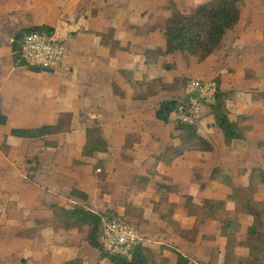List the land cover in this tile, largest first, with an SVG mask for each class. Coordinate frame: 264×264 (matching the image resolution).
Returning <instances> with one entry per match:
<instances>
[{
    "label": "crops",
    "instance_id": "0c3cea01",
    "mask_svg": "<svg viewBox=\"0 0 264 264\" xmlns=\"http://www.w3.org/2000/svg\"><path fill=\"white\" fill-rule=\"evenodd\" d=\"M170 1L0 0V106L9 118L6 125L0 126H9L11 115L5 106L13 107L21 115L19 120L28 123L9 127L7 134L14 141H26L36 146V150L26 153L20 164L26 162L29 165L34 155L38 157L35 167L40 168L46 163L41 156L62 146L56 139L58 136H82L75 151L70 156L65 155V159L74 165L69 175L70 204L63 202V195L58 191L53 198L59 201L51 203L46 213L42 216L43 212L39 213L27 223V230L36 229V233L26 235L27 243L22 252H16L13 245L7 247L3 240L0 242V264H10L8 258L20 264L73 263L80 253V249H74L75 234L86 230L90 245L89 227L77 226L68 230L58 227L53 222L55 212L52 207L60 205L70 209L81 204L93 211L109 210L123 215L127 202L124 187L131 176L140 179L134 182L138 188L135 204L145 209L142 223L151 231L150 237L146 238L145 228L139 226L141 243L156 253L157 264L161 258L175 264L177 252L188 256L190 264H225L227 238L221 233V221L208 218L197 223V216L190 215L181 204L184 197L190 196L196 204L206 199L227 200L219 189L227 185L223 177L217 174L216 178H210L215 169L226 170L233 176L235 184L238 179L241 184H246L252 168L264 166V146L259 148L260 143L264 145V98L258 96L264 92V28L257 34L253 28H244L243 32L242 27L246 26L242 25V13L239 24L229 31L239 32L233 50L227 51L224 46L228 32L222 47L206 60L186 57L179 51L162 54L157 50H166L163 26L172 15ZM172 1L181 8L180 0ZM208 1L195 5L188 12ZM254 24L255 19L251 25ZM38 25L54 27L67 46L59 65L48 71H33L14 62L12 43L17 31ZM194 78L216 84L219 81L220 89L226 94L229 117L247 128L246 137L228 142L223 131L215 125L209 103H203L193 125L212 149L191 148L177 156L158 158L169 149L180 148L186 136L177 129L179 120L174 112L167 123L157 118L159 104L166 99L185 101L187 83ZM66 113L71 115L67 131L43 138H20L10 133L15 127L56 124ZM95 126L101 128L108 150L84 156L82 150L87 129ZM10 145L14 146L12 141L9 145L4 141L5 154ZM258 152H263L262 158L259 157V163L255 165ZM62 163L56 158L48 165L57 171L63 170ZM239 170L244 171L241 177L231 173ZM54 183V190L60 187L55 180ZM105 185L111 187L105 189ZM166 185L173 190L167 191ZM114 186L118 187L124 204H112L110 193ZM73 188L86 192L88 200L82 201L71 195ZM9 198V201L20 202L21 208H26L30 202H43L25 193ZM163 199L176 205L172 217L179 223V230L155 211V203ZM248 227L249 223L245 229L247 237ZM45 230H49V237ZM61 232L67 238L70 236L68 242L64 237L62 246L46 240L59 238L56 234ZM242 245L241 253L248 257L247 240ZM67 246L71 256L62 261L59 253Z\"/></svg>",
    "mask_w": 264,
    "mask_h": 264
},
{
    "label": "trees",
    "instance_id": "16d2710c",
    "mask_svg": "<svg viewBox=\"0 0 264 264\" xmlns=\"http://www.w3.org/2000/svg\"><path fill=\"white\" fill-rule=\"evenodd\" d=\"M242 2L243 0H210L197 6L191 12H183L175 10L172 15L167 19L163 30L166 36V50H157L162 54L174 53L176 51L181 52L184 56H195L199 60H206L217 49L221 47L225 39L226 34L233 30L240 22L242 14ZM42 30L49 33H54L55 29L49 25H38L28 28H21L14 36L12 43V50L14 56V62L18 66H25L33 71H48L52 68L43 66L29 65L22 56V42L24 36L32 31ZM225 92L219 87V81L217 80V91L215 101L209 103V108L214 115L215 125L219 127L228 142L235 140L245 139V132L247 128L240 124L238 121H232L229 117V110L226 106ZM180 101L177 99H166L160 102L156 111L157 118L164 122L170 121L171 113L178 109ZM68 117L69 120L65 119ZM8 116L3 112L0 106V125H6L8 123ZM71 115L69 113L63 114L56 124H43L37 127H15L11 129V134L20 138H43L45 136L64 132L69 130V124ZM178 130L186 133L183 138V143L180 148L169 149L167 152L162 153L158 158H164L166 155L170 158L182 154L183 151L191 148L198 150L209 151L212 149V145L207 139L198 134L195 130V125L178 121L176 125ZM108 145L101 133V128L98 126L87 129V140L83 146L82 154L84 156H94L101 151H107ZM213 170L210 178L214 179L217 176V171ZM264 185V166H255L252 168L249 174V182L244 188L252 193L256 190L258 185ZM167 191L173 190L171 186L164 187ZM243 188V189H244ZM237 191L239 189H235ZM71 195L80 198L82 201L88 200V194L80 189L73 188ZM233 197V194H230ZM188 210L190 215L197 216V223L203 221L205 217L215 218L222 223V235L227 238L226 254L227 250L236 242V235L233 230L234 220L230 214L234 213V209H226L225 200L206 199L202 204H196L193 202L192 197H187ZM255 203H258L255 201ZM213 210L215 207L223 209L230 217L224 218L222 215L216 216L213 214H207L204 210L208 208ZM176 205L169 203L167 199H163L155 203V211L160 212L161 216L167 219L174 227L179 228V223L173 219L172 212ZM53 222L58 227L65 230L77 227L88 226V242L91 246L100 251L103 258H107L112 264H155L156 253L149 247L144 246L142 243L137 244L131 253V256H122L109 253L104 250L100 241V235L105 220L116 217H124L122 215L115 214L113 211H93L85 207L84 205L77 204L73 208H66L60 205H54ZM201 212H197L200 211ZM247 212L254 216V222L248 227V234L253 241V237L258 234V227L262 226V211L253 207H247ZM113 214H111V213ZM207 214V215H206ZM204 218H199V216ZM196 228V227H195ZM29 234L33 236L36 231ZM254 252V248L250 246V255ZM177 261L175 264H190L191 259L181 252H177ZM249 255V256H250ZM248 256V257H249ZM247 260V261H246ZM244 264L250 260L247 258ZM235 260L229 262L225 259V264H234ZM243 264V259L239 260ZM259 257L255 254L249 261V264H259ZM70 264V263H69ZM159 264H169L168 260L161 258Z\"/></svg>",
    "mask_w": 264,
    "mask_h": 264
},
{
    "label": "rangeland",
    "instance_id": "374dc122",
    "mask_svg": "<svg viewBox=\"0 0 264 264\" xmlns=\"http://www.w3.org/2000/svg\"><path fill=\"white\" fill-rule=\"evenodd\" d=\"M203 1L206 0H180L181 2V8H177V3L174 1L169 2V6L172 7V12L175 10H180L183 12H188L193 9V7ZM255 5V6H254ZM242 13H243V19H242V25L246 27H242V31L244 28L247 30L248 28H253L255 34L259 33L262 28H264V0H243L242 2ZM255 19V24L251 25L252 21ZM238 29H241V26L238 27ZM241 32V31H240ZM238 30L229 32L227 34V38L225 41L224 46L227 47V51L233 50V45L235 43V40L238 35ZM222 47V46H221ZM217 77V76H215ZM200 79V78H199ZM189 79H187L188 81ZM186 81V82H187ZM260 98H264V92L259 93L258 95ZM5 109L9 111L11 115V120L9 122V126H0V242L3 240L5 244H7V247H10L13 245V249H17L16 252H22V248L25 247L24 243L26 242L27 236L29 234H32V230H27L28 226L27 223H30L34 217L39 215V213L43 212L41 216L46 213L45 211L49 207L51 203H54L56 201H59L58 198L55 200L53 197L56 193L59 191V195H63V202L65 204H70L68 192L69 188L71 186L70 181V173L73 171L72 167L73 164H70V161L65 159V155L68 156L71 155L73 151L77 148L79 143L82 140V136L72 137L69 134H66L64 136H58L56 139L61 143L60 148H53L52 150H48L45 155H42L41 157L45 159L46 163L43 164V166L38 168L35 167L37 163V158L32 155L31 160L28 163H22V159L26 157L27 152H31V150H36V146L34 144L28 143L26 141H14L12 140L9 135L7 134L9 132V127L11 126H17L18 124H26L28 122H24L19 120L21 118V115L16 113L15 109L13 107L5 106ZM65 119L69 120L68 117H65ZM4 141L7 142L9 145V142H13L14 146L10 145V152L8 151L5 154L6 147L3 146ZM264 145L261 143L259 144V148H262ZM263 152H258L257 155H255V165L259 163V157L262 158ZM60 159L63 161L61 166L62 169H58L55 171L53 168H49L48 162L54 161L55 159ZM25 160V159H24ZM26 161V160H25ZM33 162V163H32ZM261 164V163H260ZM138 173V170L135 171ZM238 172V173H237ZM244 171H231L233 174H237V176L241 177L242 173ZM56 173V175H54ZM98 173H100L98 171ZM217 174H220L225 183L227 185L220 186L219 189L221 190L222 197H226V209H234V213L230 214V216L234 220L233 230L236 235V242H234L231 247L229 248L226 254V259L231 262L232 260L239 261L240 259H243V263L247 258L250 260L254 257L256 254L259 257V264H264V212L262 211V226L258 227V234L253 237V241H251L249 234L247 237L246 228L249 223V226L253 224L254 222V216L249 214L247 212V207H253L257 210H264V187L261 185H258L256 187V190L254 193L246 190L244 186L246 184H241V181H239L237 184L233 182V176L231 174H228L226 170L219 168L217 171ZM100 175V174H99ZM101 176V175H100ZM135 176H131L128 179H126V185L124 187L127 192H125L126 195V201L130 203L124 204L125 202L122 201L121 197L119 196L117 189V186L113 187V190H111V202L115 206L117 204H124L125 212L124 210H121V212H124L122 216L125 218L136 222L140 227H144L142 221H144V211L145 209L142 208V206H139L135 204V201L138 199L136 196V192L138 189L136 186H134V182L139 181L138 177L134 178ZM54 180L59 185L57 189L54 190L53 186L56 184L54 183ZM113 180L109 181L112 182ZM249 182V181H248ZM105 189L110 188L111 186L105 185ZM239 189V191L235 189ZM244 188V189H243ZM136 191V192H135ZM231 192L233 194V197H230ZM19 193H25L30 196H35L36 198L42 199L43 202L35 203L30 202L31 204H27L26 208H21V203L16 201H9V197L17 196ZM50 196V197H49ZM58 197V195H57ZM13 199V198H11ZM61 200V198H60ZM190 200H187V197H184L182 200V208L188 210V202ZM258 202V203H255ZM202 204V203H201ZM208 205L206 210H204L208 215L213 214L216 216L222 215L224 218L230 217L223 209L215 207L213 210L209 209ZM29 208V209H28ZM185 209V210H186ZM30 210V211H28ZM114 212V211H113ZM189 212V210H188ZM197 212H201L197 211ZM111 213V212H110ZM115 213V212H114ZM113 214V213H111ZM116 214V213H115ZM206 214V215H207ZM120 215V214H118ZM144 218V219H143ZM199 218H204L199 216ZM208 217H205L203 221L207 220ZM147 221H150L149 219H146ZM202 222V221H200ZM172 224V223H171ZM173 225V224H172ZM145 228V227H144ZM177 227H175L176 229ZM177 230H179L177 228ZM197 231V229H194ZM49 230H45V235L49 237L51 234L48 233ZM144 232L146 235V238L150 237L151 231L150 229H144ZM57 233H60L59 231ZM194 233V232H193ZM191 233V235H193ZM59 235V238L56 239H48L46 240L51 241L50 243L53 244H63V239L70 240L67 238L65 233L56 234ZM75 244L74 249H80V253L78 254V259H76L71 264H111L109 261L105 260V258H101L100 253L93 247L87 244L86 240V230L79 231L75 234ZM152 237H154L152 235ZM151 237V238H152ZM247 237V239H246ZM206 238V235L203 237ZM39 239H36L37 241ZM247 240V243L249 244V250L250 246L254 248V252L249 256L246 257V255L242 254L241 252L244 250L243 243ZM53 242V243H52ZM14 243V244H13ZM19 243V244H17ZM240 247V248H239ZM50 248V247H49ZM66 249L62 250L61 259L64 261L65 259H68L70 254V247H65ZM76 252V251H75ZM241 253V254H240ZM52 254V252H51ZM240 254V255H239ZM75 255V254H72ZM73 257V256H72ZM157 259V258H156ZM8 262L10 264H20L16 260L13 261V259L8 258ZM249 260V261H250ZM247 261V260H246ZM249 261L247 264H249ZM157 264V262L155 263ZM211 264V263H210Z\"/></svg>",
    "mask_w": 264,
    "mask_h": 264
},
{
    "label": "built area",
    "instance_id": "2783aa9c",
    "mask_svg": "<svg viewBox=\"0 0 264 264\" xmlns=\"http://www.w3.org/2000/svg\"><path fill=\"white\" fill-rule=\"evenodd\" d=\"M67 46L55 32L36 30L27 33L22 42V56L29 65L55 68L66 54ZM217 84L205 79H190L187 83L185 101L174 111L181 122L194 124L199 107L215 101ZM105 251L131 256L133 248L141 243L139 225L125 217L105 220L100 235Z\"/></svg>",
    "mask_w": 264,
    "mask_h": 264
}]
</instances>
